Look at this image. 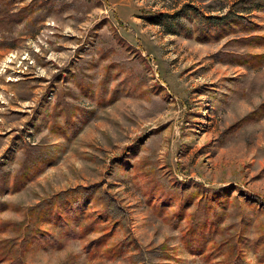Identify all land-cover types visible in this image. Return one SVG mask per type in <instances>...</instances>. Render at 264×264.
<instances>
[{
    "label": "rangeland",
    "instance_id": "374dc122",
    "mask_svg": "<svg viewBox=\"0 0 264 264\" xmlns=\"http://www.w3.org/2000/svg\"><path fill=\"white\" fill-rule=\"evenodd\" d=\"M257 2L0 0V264H204L181 248L179 226L145 203L152 186L160 192L172 180L219 192L223 232L214 238L239 237V253L260 264ZM80 188L93 200L79 226L98 210L111 220L70 240L44 224L56 240L24 249L28 210ZM114 223L109 244L128 238L124 254L89 259L85 247ZM229 248L212 264H226Z\"/></svg>",
    "mask_w": 264,
    "mask_h": 264
},
{
    "label": "trees",
    "instance_id": "16d2710c",
    "mask_svg": "<svg viewBox=\"0 0 264 264\" xmlns=\"http://www.w3.org/2000/svg\"><path fill=\"white\" fill-rule=\"evenodd\" d=\"M253 11L264 12V0L257 2L256 6L252 7L251 13ZM141 177L144 175L141 174ZM190 183L172 180L169 182V186L166 185L168 188H163L160 192H157L156 187L152 186L145 196V203L157 211L156 217L164 223L173 228L179 226V243L188 256L197 257L204 264H212L214 257L218 254L221 255L223 247L228 244L231 254L226 264H254L247 260L244 253H239L237 248L240 243L239 237L230 241L223 240V238L217 241L214 238L215 235L223 232L222 212L224 208L221 206L225 204V199L221 198L219 192H212L207 188L198 189L197 184H195L196 189L191 190ZM89 200H93V191H90L89 188L72 189L56 194L53 198L44 199L41 206L29 209L28 217L30 216L31 220L25 226L26 230L21 240L24 249L39 241H45L44 239L48 240L54 237L53 239L56 240L53 231L45 229L44 224H54L67 240H70L80 238L78 231L81 229L82 234H89L88 231L92 225L100 224L101 220L102 222L111 220L106 212L102 213L101 210H98L96 217L87 216L90 218L91 224L85 228L80 227L79 222L85 217L83 214ZM171 203L177 207V210L168 211ZM114 225L115 223L111 228L105 226L101 235L90 241L85 247V253L89 259H97L103 254L106 260H115L122 253L124 254L127 245H129L128 238L116 242L112 246L109 244L115 231ZM2 255L3 253H0V257ZM18 257L20 259V256ZM3 259L0 258V262ZM263 262V258L258 260L260 264Z\"/></svg>",
    "mask_w": 264,
    "mask_h": 264
},
{
    "label": "crops",
    "instance_id": "0c3cea01",
    "mask_svg": "<svg viewBox=\"0 0 264 264\" xmlns=\"http://www.w3.org/2000/svg\"><path fill=\"white\" fill-rule=\"evenodd\" d=\"M254 263V262H253ZM255 264V263H254Z\"/></svg>",
    "mask_w": 264,
    "mask_h": 264
}]
</instances>
